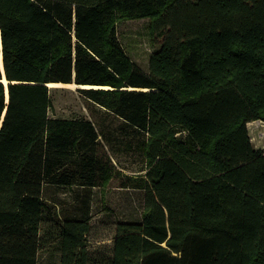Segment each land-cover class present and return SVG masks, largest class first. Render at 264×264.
Listing matches in <instances>:
<instances>
[{
    "label": "trees",
    "instance_id": "trees-1",
    "mask_svg": "<svg viewBox=\"0 0 264 264\" xmlns=\"http://www.w3.org/2000/svg\"><path fill=\"white\" fill-rule=\"evenodd\" d=\"M142 19L146 73L116 34ZM0 58V264H264L247 130L264 122V0H0ZM50 83L108 87L77 92L116 126L50 118ZM112 180L144 192L142 214L99 250L90 193ZM62 189L83 192L66 208Z\"/></svg>",
    "mask_w": 264,
    "mask_h": 264
},
{
    "label": "rangeland",
    "instance_id": "rangeland-1",
    "mask_svg": "<svg viewBox=\"0 0 264 264\" xmlns=\"http://www.w3.org/2000/svg\"><path fill=\"white\" fill-rule=\"evenodd\" d=\"M148 24L147 19H142L120 22L116 26L117 37L126 55L145 73L148 71L149 57L156 50L148 33ZM77 88L81 87L76 86L73 89L51 88L52 108L49 110L48 116L65 120H95L102 122L105 126L115 127L117 122L114 121L112 116L102 112L92 102L81 97L77 92ZM263 127L250 125L247 126V130L254 149H260L264 153ZM118 157L117 159L125 169L123 174L133 175V171H136L140 166L138 159L134 156L121 154ZM82 192V189H62L61 203L66 208L69 207L75 202L76 195ZM143 194L144 192L140 189L119 187L118 180H112L102 190L98 188L91 189L89 216L92 230L88 238L93 248H99V250L110 249L111 237L117 224L140 221ZM50 255L42 254L39 264H56L57 256Z\"/></svg>",
    "mask_w": 264,
    "mask_h": 264
},
{
    "label": "bare ground",
    "instance_id": "bare-ground-1",
    "mask_svg": "<svg viewBox=\"0 0 264 264\" xmlns=\"http://www.w3.org/2000/svg\"><path fill=\"white\" fill-rule=\"evenodd\" d=\"M0 69H1V62H0ZM0 82H2L3 84H6L4 79H2ZM48 87L49 88L61 87V88L73 89L76 86L74 84L50 83V84H48ZM79 87H81V88H94V89H97V88L109 89L108 87H98V86H88V85H82ZM127 90H138V89L128 88ZM142 90L147 91V89H142Z\"/></svg>",
    "mask_w": 264,
    "mask_h": 264
},
{
    "label": "crops",
    "instance_id": "crops-1",
    "mask_svg": "<svg viewBox=\"0 0 264 264\" xmlns=\"http://www.w3.org/2000/svg\"><path fill=\"white\" fill-rule=\"evenodd\" d=\"M263 124V125H262ZM250 125H255V126H264V123H262L261 121H253L247 124V126ZM264 128V127H263Z\"/></svg>",
    "mask_w": 264,
    "mask_h": 264
},
{
    "label": "water",
    "instance_id": "water-1",
    "mask_svg": "<svg viewBox=\"0 0 264 264\" xmlns=\"http://www.w3.org/2000/svg\"><path fill=\"white\" fill-rule=\"evenodd\" d=\"M0 62H1V72H2V74H3V69H2V59L0 58ZM3 79H4V77H3ZM5 80V79H4ZM6 82V81H5ZM3 84V83H2ZM5 86H6V84H4ZM49 88V87H48Z\"/></svg>",
    "mask_w": 264,
    "mask_h": 264
}]
</instances>
